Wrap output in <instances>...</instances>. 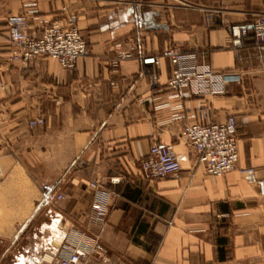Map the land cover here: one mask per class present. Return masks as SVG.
I'll return each instance as SVG.
<instances>
[{
    "label": "crops",
    "instance_id": "obj_1",
    "mask_svg": "<svg viewBox=\"0 0 264 264\" xmlns=\"http://www.w3.org/2000/svg\"><path fill=\"white\" fill-rule=\"evenodd\" d=\"M62 7L76 15L89 53L70 69L53 58L11 61L8 16L24 14L37 36L63 18ZM258 15L264 0H0V262L55 253L64 225L84 224L88 183L98 181L113 192L92 229L105 252L83 264H264V195L239 172L264 178V49L252 35L235 48L227 31ZM132 44L158 55L154 84L140 57L116 59ZM168 47L224 73L223 91L175 97ZM228 115L237 126L234 170L207 174L181 139L177 173L141 174L150 144ZM38 117L44 123L30 127Z\"/></svg>",
    "mask_w": 264,
    "mask_h": 264
},
{
    "label": "built area",
    "instance_id": "obj_2",
    "mask_svg": "<svg viewBox=\"0 0 264 264\" xmlns=\"http://www.w3.org/2000/svg\"><path fill=\"white\" fill-rule=\"evenodd\" d=\"M63 18L46 23L40 34L35 36L28 31L26 17L22 13L10 14L7 18L10 60L28 63L39 58H53L63 68L74 67L77 59L89 53V46L77 26V17L62 7ZM227 31L231 45L241 47L248 35H252L255 46L264 49V15L254 17L248 23L229 25ZM170 65V77L167 88L180 99L192 95L209 93L220 94L227 82L226 75L216 71L209 64H198L194 53H185L175 47L162 51ZM140 57L144 70L150 77L151 84L156 82L153 67L158 64V55H143L132 44L127 50L116 53L118 61ZM264 72V64L262 65ZM232 80L240 82V77L233 75ZM116 87V83L111 82ZM43 117L29 121V126L42 125ZM183 139L191 148L198 162L205 167L207 174L221 177L236 168L238 162L237 126L233 115H228L224 122H197L182 126L179 134L170 142L156 141L150 144L148 151L139 159V170L148 179H162L180 170V163L175 151V143ZM241 176L251 185H255L259 195H264V178H258L253 168L239 169ZM3 171L0 163V181ZM88 187L92 199L84 224L64 225L65 236L57 245L55 253L39 256L36 259L19 254L14 264H83L90 255L100 256L105 252L99 236L92 233L104 223L113 192L98 181H91ZM62 199V194L56 195ZM156 264V263H151Z\"/></svg>",
    "mask_w": 264,
    "mask_h": 264
},
{
    "label": "rangeland",
    "instance_id": "obj_3",
    "mask_svg": "<svg viewBox=\"0 0 264 264\" xmlns=\"http://www.w3.org/2000/svg\"><path fill=\"white\" fill-rule=\"evenodd\" d=\"M0 248H1V246H0ZM1 250V249H0ZM0 264H2L1 262H0Z\"/></svg>",
    "mask_w": 264,
    "mask_h": 264
}]
</instances>
